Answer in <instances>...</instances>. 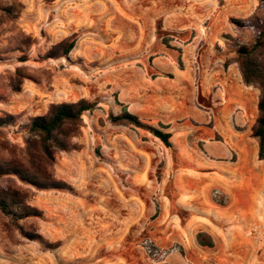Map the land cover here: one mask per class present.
<instances>
[{
    "label": "rangeland",
    "instance_id": "1",
    "mask_svg": "<svg viewBox=\"0 0 264 264\" xmlns=\"http://www.w3.org/2000/svg\"><path fill=\"white\" fill-rule=\"evenodd\" d=\"M4 2L18 10L13 26L32 45L13 51L10 30L0 36V116L16 117L14 125L0 129V142L22 148L28 119L44 115L52 103L85 99L96 108L83 114L81 134L73 140L80 149L56 155L54 176L68 189L36 190L15 177L0 178V185L25 189L26 203L41 212L17 225L0 216V264H264V186L257 199L236 203L217 191L188 198L181 190L191 184L185 178L209 175L203 146H191L202 140L189 129L193 112L202 110L191 66L207 48H224L227 56L236 46L251 45L264 30V5ZM72 36L68 58L42 59ZM202 56L209 64L212 55ZM16 68L28 76L18 90ZM124 108L170 133L171 146L145 130L111 124L108 116ZM232 215L235 227L228 232ZM21 227L38 239L25 237ZM198 232L210 235L214 247H200Z\"/></svg>",
    "mask_w": 264,
    "mask_h": 264
},
{
    "label": "trees",
    "instance_id": "2",
    "mask_svg": "<svg viewBox=\"0 0 264 264\" xmlns=\"http://www.w3.org/2000/svg\"><path fill=\"white\" fill-rule=\"evenodd\" d=\"M264 5V0H259ZM19 17L18 10L4 0H0V36L9 31V44L13 51L22 52L23 47H30L32 39L13 26ZM16 30V31H15ZM75 46L74 37H68L51 46L42 59L68 58ZM230 59L237 64L243 82L259 91L258 116L251 129V136L258 143V159L264 160V30H259L251 45L236 46ZM25 58H21L23 62ZM23 68L14 70L12 79L16 89L28 79ZM96 103L85 99L76 102L52 103L44 115L33 116L25 126L26 137L22 148L0 142V178L15 177L20 183L36 190H64L68 185L54 176V165L57 153L77 151L80 147L73 142L81 134L82 117L92 112ZM108 121L113 125L132 126L149 132L164 146L170 147L171 134L147 125L125 108L117 116L109 115ZM16 117L11 114L0 116V129L14 125ZM27 191L17 184L0 185V216L9 217L13 225L18 221L40 217L41 212L26 203ZM22 234L30 240L38 239L33 232ZM200 247L213 248L214 241L206 232L195 236Z\"/></svg>",
    "mask_w": 264,
    "mask_h": 264
},
{
    "label": "crops",
    "instance_id": "3",
    "mask_svg": "<svg viewBox=\"0 0 264 264\" xmlns=\"http://www.w3.org/2000/svg\"><path fill=\"white\" fill-rule=\"evenodd\" d=\"M224 50L207 48L209 52L200 54L199 63L191 66L197 87L195 99L202 107L193 112V126L189 128L196 129L202 140L191 146H203L209 175L185 178L191 184L185 187L183 180L181 190L188 198L217 191L236 203L240 198L257 199L264 186V160L258 159V143L251 136L258 116L259 91L243 82L237 64L230 61L234 52L225 56ZM207 54L212 55L209 64L202 56ZM226 220L230 232L235 227L233 215Z\"/></svg>",
    "mask_w": 264,
    "mask_h": 264
}]
</instances>
